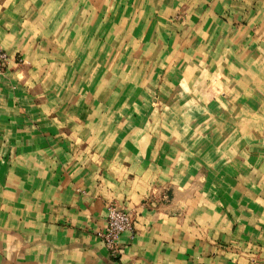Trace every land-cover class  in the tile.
I'll use <instances>...</instances> for the list:
<instances>
[{
    "label": "crops",
    "instance_id": "obj_1",
    "mask_svg": "<svg viewBox=\"0 0 264 264\" xmlns=\"http://www.w3.org/2000/svg\"><path fill=\"white\" fill-rule=\"evenodd\" d=\"M0 48V264H264V0H0Z\"/></svg>",
    "mask_w": 264,
    "mask_h": 264
},
{
    "label": "built area",
    "instance_id": "obj_2",
    "mask_svg": "<svg viewBox=\"0 0 264 264\" xmlns=\"http://www.w3.org/2000/svg\"><path fill=\"white\" fill-rule=\"evenodd\" d=\"M6 61L7 54L0 48V73L4 71ZM133 224L134 219L130 212L119 209L115 204L107 206L106 226L104 231L100 233V236L111 255L118 252L119 234L125 230H132Z\"/></svg>",
    "mask_w": 264,
    "mask_h": 264
},
{
    "label": "rangeland",
    "instance_id": "obj_3",
    "mask_svg": "<svg viewBox=\"0 0 264 264\" xmlns=\"http://www.w3.org/2000/svg\"><path fill=\"white\" fill-rule=\"evenodd\" d=\"M219 77V76H218ZM216 87H218V86H216ZM180 102H175V101H171V102H167V103H164V102H160V101H154L153 103H152V108L154 109V110H159V111H161V110H163V109H177L178 108V106H180ZM189 104V106H190V109H192V103H188ZM221 103H218L217 105L219 106ZM181 124V123H180ZM183 125V124H182ZM206 126H207V123L205 124ZM177 127V126H176ZM177 129H178V127H177ZM181 128L179 127V130H180Z\"/></svg>",
    "mask_w": 264,
    "mask_h": 264
}]
</instances>
